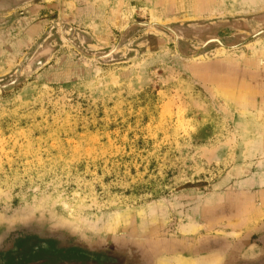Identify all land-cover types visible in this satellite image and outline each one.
Instances as JSON below:
<instances>
[{
  "label": "rangeland",
  "instance_id": "374dc122",
  "mask_svg": "<svg viewBox=\"0 0 264 264\" xmlns=\"http://www.w3.org/2000/svg\"><path fill=\"white\" fill-rule=\"evenodd\" d=\"M263 47L264 0H0V237L264 264Z\"/></svg>",
  "mask_w": 264,
  "mask_h": 264
},
{
  "label": "flooded vegetation",
  "instance_id": "af4514ba",
  "mask_svg": "<svg viewBox=\"0 0 264 264\" xmlns=\"http://www.w3.org/2000/svg\"><path fill=\"white\" fill-rule=\"evenodd\" d=\"M250 244L263 248L258 240ZM241 246L234 249L236 256L244 250ZM142 255L113 242L88 248L57 235L19 230L9 232L0 241V264H149L148 257Z\"/></svg>",
  "mask_w": 264,
  "mask_h": 264
},
{
  "label": "bare ground",
  "instance_id": "6f19581e",
  "mask_svg": "<svg viewBox=\"0 0 264 264\" xmlns=\"http://www.w3.org/2000/svg\"><path fill=\"white\" fill-rule=\"evenodd\" d=\"M231 90L233 91V89H231ZM110 222H111L110 226L112 228H114V227L118 228L119 226L122 225L123 220L121 219V217L119 215H116L115 217H113V220H111ZM195 228H196V224H194L192 222L181 226V230L187 231V232L188 231H194ZM219 259H220L219 255L212 256L211 258H207L206 260L193 259V258L184 259V258H181V257H176V258H173V259L163 258V259L159 260L158 264H218L219 263Z\"/></svg>",
  "mask_w": 264,
  "mask_h": 264
},
{
  "label": "water",
  "instance_id": "95a60500",
  "mask_svg": "<svg viewBox=\"0 0 264 264\" xmlns=\"http://www.w3.org/2000/svg\"><path fill=\"white\" fill-rule=\"evenodd\" d=\"M48 227L49 226L41 225V224L36 223V222H31V223H27V224H18V225H15V226H11V227H8V228H5L4 229L5 231H4L3 235L0 237V241L9 232H13V231H16V230H19L20 232H24V233H29V232L33 233V232H36V233H38L40 235H43V234L57 235L60 238H65L66 236L71 237L69 234H67L65 232H59L57 230H52V229H50Z\"/></svg>",
  "mask_w": 264,
  "mask_h": 264
},
{
  "label": "crops",
  "instance_id": "0c3cea01",
  "mask_svg": "<svg viewBox=\"0 0 264 264\" xmlns=\"http://www.w3.org/2000/svg\"><path fill=\"white\" fill-rule=\"evenodd\" d=\"M20 4V3H19ZM30 5H27V6H25V7H23L24 9H26L27 10V12L26 13H29V14H31L33 11H37L39 8H37L36 6H34V7H31V8H28ZM262 49H264V47L262 48ZM264 55V54H263ZM256 58V57H255ZM254 58V59H255ZM246 97L245 98H243L242 99V103H240V104H242V106H244V105H250L252 102H253V104H254V102H256L257 104H258V100H259V98H258V96L260 95V90L259 89H257V88H252L251 86H250V88L247 90V92H246ZM262 101H260V102H263V104H264V92H263V94H262ZM251 99V100H250ZM253 100V101H252ZM262 181V177H261V175L259 174V176H258V183H259V186L260 187H264V184L261 182ZM262 185V186H261Z\"/></svg>",
  "mask_w": 264,
  "mask_h": 264
}]
</instances>
